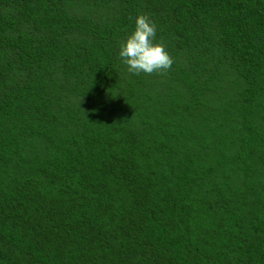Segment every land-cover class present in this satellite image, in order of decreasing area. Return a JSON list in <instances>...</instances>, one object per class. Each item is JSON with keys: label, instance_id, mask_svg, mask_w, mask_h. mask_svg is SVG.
<instances>
[{"label": "trees", "instance_id": "obj_1", "mask_svg": "<svg viewBox=\"0 0 264 264\" xmlns=\"http://www.w3.org/2000/svg\"><path fill=\"white\" fill-rule=\"evenodd\" d=\"M0 264H264V0H0Z\"/></svg>", "mask_w": 264, "mask_h": 264}, {"label": "clouds", "instance_id": "obj_2", "mask_svg": "<svg viewBox=\"0 0 264 264\" xmlns=\"http://www.w3.org/2000/svg\"><path fill=\"white\" fill-rule=\"evenodd\" d=\"M156 24L147 14L135 18V28L120 45L119 56L130 73L166 74L174 60L161 42H156Z\"/></svg>", "mask_w": 264, "mask_h": 264}]
</instances>
